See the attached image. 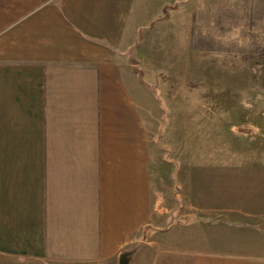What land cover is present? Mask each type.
<instances>
[{
  "label": "crops",
  "instance_id": "obj_1",
  "mask_svg": "<svg viewBox=\"0 0 264 264\" xmlns=\"http://www.w3.org/2000/svg\"><path fill=\"white\" fill-rule=\"evenodd\" d=\"M211 1L0 0V264H264L259 207L202 247L155 220L141 45Z\"/></svg>",
  "mask_w": 264,
  "mask_h": 264
},
{
  "label": "rangeland",
  "instance_id": "obj_2",
  "mask_svg": "<svg viewBox=\"0 0 264 264\" xmlns=\"http://www.w3.org/2000/svg\"><path fill=\"white\" fill-rule=\"evenodd\" d=\"M195 17L189 52L142 44L138 76L155 220L202 247L264 210V86L243 59L264 45V0H212Z\"/></svg>",
  "mask_w": 264,
  "mask_h": 264
},
{
  "label": "trees",
  "instance_id": "obj_3",
  "mask_svg": "<svg viewBox=\"0 0 264 264\" xmlns=\"http://www.w3.org/2000/svg\"><path fill=\"white\" fill-rule=\"evenodd\" d=\"M195 16L196 15H194L193 19L196 18ZM193 36L194 34L192 32V38H194ZM243 59L245 62L248 63L250 68H252L255 72L258 73L260 83L261 85L264 86V45L251 47L246 51V53L243 56Z\"/></svg>",
  "mask_w": 264,
  "mask_h": 264
},
{
  "label": "water",
  "instance_id": "obj_4",
  "mask_svg": "<svg viewBox=\"0 0 264 264\" xmlns=\"http://www.w3.org/2000/svg\"><path fill=\"white\" fill-rule=\"evenodd\" d=\"M121 264H124V263H121Z\"/></svg>",
  "mask_w": 264,
  "mask_h": 264
}]
</instances>
